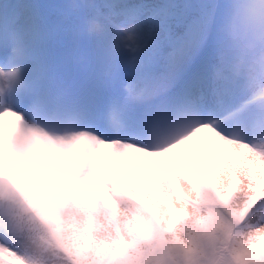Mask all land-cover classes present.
<instances>
[{"label":"snow or ice","instance_id":"1","mask_svg":"<svg viewBox=\"0 0 264 264\" xmlns=\"http://www.w3.org/2000/svg\"><path fill=\"white\" fill-rule=\"evenodd\" d=\"M0 264H264V0H0Z\"/></svg>","mask_w":264,"mask_h":264},{"label":"clouds","instance_id":"2","mask_svg":"<svg viewBox=\"0 0 264 264\" xmlns=\"http://www.w3.org/2000/svg\"><path fill=\"white\" fill-rule=\"evenodd\" d=\"M31 251L33 252V254L37 255V256H40L43 254V250L41 247H33L31 249Z\"/></svg>","mask_w":264,"mask_h":264}]
</instances>
